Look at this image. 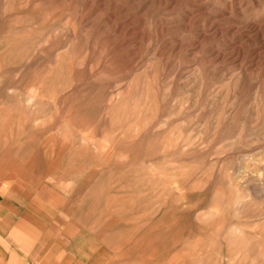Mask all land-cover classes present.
<instances>
[{
	"label": "rangeland",
	"instance_id": "374dc122",
	"mask_svg": "<svg viewBox=\"0 0 264 264\" xmlns=\"http://www.w3.org/2000/svg\"><path fill=\"white\" fill-rule=\"evenodd\" d=\"M14 227L31 264H264V0H0Z\"/></svg>",
	"mask_w": 264,
	"mask_h": 264
},
{
	"label": "crops",
	"instance_id": "0c3cea01",
	"mask_svg": "<svg viewBox=\"0 0 264 264\" xmlns=\"http://www.w3.org/2000/svg\"><path fill=\"white\" fill-rule=\"evenodd\" d=\"M42 204L36 201H31V204ZM43 205V204H42ZM18 228H13L9 233V238L2 243L4 239V234L0 233V264H31V261L28 259V249L26 245H20ZM11 239L15 240L17 245L11 243ZM31 252V251H29ZM38 255L37 252H32L33 258H36ZM31 256V257H32Z\"/></svg>",
	"mask_w": 264,
	"mask_h": 264
},
{
	"label": "bare ground",
	"instance_id": "6f19581e",
	"mask_svg": "<svg viewBox=\"0 0 264 264\" xmlns=\"http://www.w3.org/2000/svg\"><path fill=\"white\" fill-rule=\"evenodd\" d=\"M9 165H10V164H9ZM5 169H6V168H5ZM11 171H12V170H11ZM1 172H2V171H1ZM9 172H10V171H9ZM12 172H13V171H12ZM12 172H11V173H12ZM14 178H15V177H14ZM14 178H13V179H14ZM69 205H70V204H69Z\"/></svg>",
	"mask_w": 264,
	"mask_h": 264
}]
</instances>
